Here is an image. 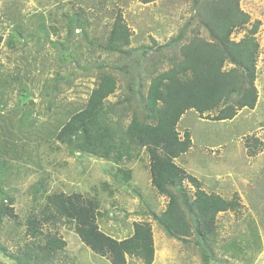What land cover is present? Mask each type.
I'll return each mask as SVG.
<instances>
[{"label":"rangeland","instance_id":"obj_1","mask_svg":"<svg viewBox=\"0 0 264 264\" xmlns=\"http://www.w3.org/2000/svg\"><path fill=\"white\" fill-rule=\"evenodd\" d=\"M204 1L0 0V162L6 171L0 185L14 199L17 216L0 227V246L6 251L29 242L25 220L40 213L48 195L63 193L95 200L98 227L114 239L131 236L136 222H150L152 264L204 263L192 245L167 238L151 219V213L165 209L167 199L151 185L144 148L116 163L56 138L105 73L116 80L115 92L105 100L104 121L116 131L117 141L134 112L147 121L143 101L150 78L167 68L166 58L177 51L167 45L191 17L188 33L193 30L196 3ZM240 7L251 22H260L255 106L226 121L190 110L177 126L180 135L188 131L191 147L176 164L207 193L237 196L239 202L236 212L217 215L218 234L205 251L210 257L206 264H264V0H240ZM117 14L130 44L111 52L106 42ZM73 16L80 24L69 23ZM243 35L244 30H235L231 39ZM127 172L129 181L124 179ZM183 186L193 192L186 180ZM46 235L66 242L53 264H109L79 241L68 222H44L40 239ZM0 262L15 264L1 252ZM126 264L140 260L127 257Z\"/></svg>","mask_w":264,"mask_h":264},{"label":"trees","instance_id":"obj_2","mask_svg":"<svg viewBox=\"0 0 264 264\" xmlns=\"http://www.w3.org/2000/svg\"><path fill=\"white\" fill-rule=\"evenodd\" d=\"M195 18L193 30L188 33L191 17L167 45L177 50L166 58L167 68L150 78L143 101L147 121L140 120L134 112L123 132L124 138L117 141L116 131L104 121L105 100L115 92L116 80L105 73L91 90L84 108L72 115L56 138L77 150L111 158L116 163L124 157L130 159L131 151L144 148L151 185L167 199L165 209L160 214L151 213V219L167 238L192 245L206 264L210 257L205 251L218 234L217 215L236 212L239 202L237 196L225 199L207 193L195 177L176 164L175 160L191 147L190 134L184 131L180 135L177 126L190 110L201 116L212 113L213 120L226 121L242 108L253 109L257 101L255 80L260 54L255 35L260 22H251L249 14L240 7V0L196 3ZM69 23L80 24L77 16ZM235 30H244L237 41L231 39ZM129 37L121 15L117 14L107 37V48L119 52L130 44ZM5 172L4 163L0 162V183ZM124 179L129 181V172ZM185 180L193 187L192 193L183 186ZM13 202L0 185V227L5 219L17 221ZM97 209L95 200L77 194L52 193L46 197L40 213L25 220L29 242L15 252L0 246V252L15 264H53L55 254L64 249L66 242L53 235H46L42 241L41 228L44 222L55 225L64 221L73 225L75 235L85 247L106 258L109 264H126L127 257L137 258L140 264H152L154 243L150 222L134 223L131 236L117 240L99 229ZM249 236L254 239L256 234L250 231ZM255 248L258 251L259 245Z\"/></svg>","mask_w":264,"mask_h":264},{"label":"crops","instance_id":"obj_3","mask_svg":"<svg viewBox=\"0 0 264 264\" xmlns=\"http://www.w3.org/2000/svg\"><path fill=\"white\" fill-rule=\"evenodd\" d=\"M184 264V263H183Z\"/></svg>","mask_w":264,"mask_h":264}]
</instances>
